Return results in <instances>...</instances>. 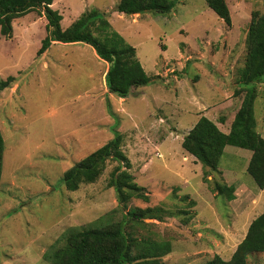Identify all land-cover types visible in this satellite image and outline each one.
Returning <instances> with one entry per match:
<instances>
[{
    "label": "rangeland",
    "instance_id": "1",
    "mask_svg": "<svg viewBox=\"0 0 264 264\" xmlns=\"http://www.w3.org/2000/svg\"><path fill=\"white\" fill-rule=\"evenodd\" d=\"M117 1L53 0L51 7L62 15L63 28L91 9L104 12L111 31L135 47L149 81L133 88L125 102L104 93L107 63L90 46L51 44L37 54L46 35L41 9L14 18L11 35H0V80L14 77L0 90L5 144L0 264H53L48 252L62 244L66 230L125 222L128 210L147 206L150 215L173 221L166 226L145 218L148 224L141 228L164 247L175 237L165 264H198L214 254L228 258L242 238V228L264 210V202L254 208L248 199L257 187L246 171L250 151L226 146L219 162L221 176L226 184L235 181L249 188L240 193L238 203L248 201L251 210L237 218L229 216L231 212L227 216L230 200L217 196L204 205V221L186 225L183 220L192 215L193 205L183 197L199 199L198 191L211 190L212 181L201 183V163L181 147L183 135L199 115L228 130L243 94L234 93V88L246 55L251 13H264V0H226L230 25L206 0H177L166 14L146 11L139 17L116 12ZM257 92L253 111L264 138L259 84ZM220 116L225 117L222 124ZM118 133L131 163L129 171L148 200H117L108 184L115 160L107 161L95 182L66 189L64 172ZM190 229H198L196 235ZM247 264H264V253L249 254Z\"/></svg>",
    "mask_w": 264,
    "mask_h": 264
},
{
    "label": "trees",
    "instance_id": "2",
    "mask_svg": "<svg viewBox=\"0 0 264 264\" xmlns=\"http://www.w3.org/2000/svg\"><path fill=\"white\" fill-rule=\"evenodd\" d=\"M53 0H0V35L9 37L12 21L29 11L41 9L46 19V35L41 40L37 54H41L55 43H83L90 46L97 57L107 63L104 81L108 92L118 97H127L131 90L145 85L149 78L136 56V49L118 32L111 31L105 13L91 9L82 13L68 27L60 24L62 15L51 7ZM176 0H118L114 10L122 14H142L146 11L166 14L172 10ZM207 5L227 25L231 24L230 10L226 0H206ZM96 33V34H95ZM247 50L242 67L237 71L238 84L234 93H243L240 104L229 123L227 131L201 115L183 135L181 147L202 165V180L211 182L216 195L227 200L235 198L234 187L224 182L219 170V162L226 146H235L250 151L246 171L259 189L264 188V138L256 129L254 100L257 85H261L264 96V13L252 11L247 30ZM14 77L0 80V90L9 86ZM220 116L218 122L224 123ZM120 133L102 146L88 153L74 163L63 174V183L68 190H76L81 184L97 180L107 161L115 160L110 173L109 187L114 188L116 198L126 202L133 197L148 200L143 187L135 182L129 171L131 163L121 149ZM4 139L0 131V179L3 170ZM213 175L209 179V176ZM219 176V179L217 178ZM190 198L188 195L183 198ZM190 206L194 205L191 199ZM125 222H112L99 227H81L66 230L60 239V246L48 252L53 264H165L163 256L169 246L155 242L151 234H142L141 228L148 224L145 218L160 221L150 215L152 209L137 207L128 210ZM187 214L186 210H181ZM187 215L184 222L191 219ZM150 224H154L153 222ZM129 225L130 229L125 230ZM148 246V248H145ZM264 253V210L249 223L244 238L237 244L228 259L214 254L198 264H247L249 254Z\"/></svg>",
    "mask_w": 264,
    "mask_h": 264
},
{
    "label": "crops",
    "instance_id": "3",
    "mask_svg": "<svg viewBox=\"0 0 264 264\" xmlns=\"http://www.w3.org/2000/svg\"><path fill=\"white\" fill-rule=\"evenodd\" d=\"M177 1V0H176ZM134 15H137L138 17L141 15V14H134ZM121 16V15H120ZM55 44H60V43H55ZM70 44H73V43H70ZM95 54V53H94ZM95 56H97L96 54H95ZM94 57V56H93ZM95 58V57H94ZM98 58V57H97ZM96 59V58H95ZM107 70V67H106V69H105V71ZM104 74H105V72H104ZM103 90H104V93H106L108 96H111L112 95V93H110V92H108V90H107V88H106V85H105V81H104V76H103ZM119 98V100H123L124 102H125V100H126V98L127 97H124V98H122V97H118ZM199 116H201V115H199ZM198 116V117H199ZM198 119V118H197ZM221 124V123H220ZM192 126H193V124H192ZM191 126V127H192ZM190 127V128H191ZM190 128H188V130L190 129ZM187 130V131H188ZM192 156V155H191ZM184 157H187L188 158V155H185V156H183V158ZM194 158V157H193ZM195 159V158H194ZM201 176H202V172H201ZM211 178V176H209V179ZM201 183L202 184H205L204 182H202V177H201ZM240 185H243V184H238V183H236L235 181H233V183H232V186L234 187V195H235V198L234 199H232V200H230V201H228L229 202V211H228V213H227V216H228V214H230V212L232 213V215H229V216H231V217H233V218H237L238 216H239V214H241V213H243L245 210H251V208L250 207H248L249 206V204H248V201H241L240 202V204L238 203V201H239V195H240V193H242V192H244V190L245 189H247L248 191H250L249 190V188L248 187H246L245 185H243L242 187L240 186ZM240 189H242V191H240ZM198 194H201L202 195V197L201 196H199V199H196V198H189V199H192L193 201H194V205H193V207H192V217H191V219L190 220H188L185 224L186 225H194V223L196 222V221H198V220H200V221H204V217H205V214H206V212H205V210H204V208H205V206L204 205H208V203L209 204H211L213 201H215V199H216V197L218 196V195H216V193L214 192V191H212V190H210V189H207V191L205 190V189H200V191H198ZM250 194L251 195H249V197H248V199H249V201H250V203H251V205L254 207V208H256L257 207V205L259 204V203H262V202H264V188L263 189H259L258 187H256V193H254V194H252V192L250 191ZM209 200V201H208ZM208 201V202H207ZM252 207V208H253ZM152 219V218H151ZM153 221H154V223L155 224H158V225H163V223H166V226L168 225V226H170V224L172 225V223H173V221H169V223H167V221H163L162 219L160 220V221H157L156 219H153ZM251 221V220H250ZM250 221L248 222V224L246 225V227H244V228H242V231L241 232H243V235H242V238L237 242V244L244 238V236H245V233H246V230H247V227H248V225H249V223H250ZM172 222V223H171ZM199 222V221H198ZM200 223H202L203 225H204V227H206L207 225V223L205 224V223H203V222H200ZM162 229H164L165 231L167 230V229H165V228H162ZM196 230H198V229H190V233L191 234H194V235H196ZM233 230L235 231V229L233 228ZM194 231V232H193ZM198 234H200V233H198ZM202 234V233H201ZM201 234L199 235V236H201ZM198 238H202V237H198ZM171 241H172V243H171ZM168 242H169V244L167 243V246H169V252L167 253V254H169L170 252H171V250H173L172 249V245H174V246H176V239H175V237H169V239H168ZM237 244L235 245V247H234V249L232 250V252L230 253V256H231V254L233 253V251L235 250V248H236V246H237ZM166 254V255H167ZM229 256V257H230ZM222 257V256H221ZM228 257V258H229ZM222 258H224V257H222ZM228 258H224V259H228ZM163 260H164V256H163Z\"/></svg>",
    "mask_w": 264,
    "mask_h": 264
}]
</instances>
